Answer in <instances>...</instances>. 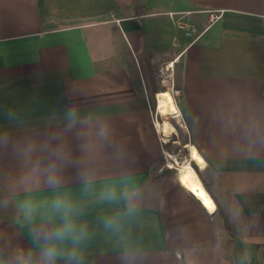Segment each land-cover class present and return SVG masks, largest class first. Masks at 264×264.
<instances>
[{
	"label": "crops",
	"instance_id": "1",
	"mask_svg": "<svg viewBox=\"0 0 264 264\" xmlns=\"http://www.w3.org/2000/svg\"><path fill=\"white\" fill-rule=\"evenodd\" d=\"M167 59L214 213L162 172L144 74ZM57 194L83 264H264V0H0V264H38Z\"/></svg>",
	"mask_w": 264,
	"mask_h": 264
},
{
	"label": "rangeland",
	"instance_id": "2",
	"mask_svg": "<svg viewBox=\"0 0 264 264\" xmlns=\"http://www.w3.org/2000/svg\"><path fill=\"white\" fill-rule=\"evenodd\" d=\"M181 14L180 12L179 15ZM175 26L177 31H181L185 36L182 29L177 24ZM170 62L169 59L165 61L153 60L149 65V74H144L147 94L154 108L155 122L157 124L158 121V129L160 128L159 131L163 134H161L164 141L162 172L168 170L179 179L181 165L189 159L205 185L204 180H206L208 173L205 168H200L192 160L193 149L189 127L178 106V95L181 93V89L175 80L174 65L167 67ZM172 94H174L175 99ZM166 124H169L170 127H167ZM227 220L225 219L224 223L227 224Z\"/></svg>",
	"mask_w": 264,
	"mask_h": 264
},
{
	"label": "clouds",
	"instance_id": "3",
	"mask_svg": "<svg viewBox=\"0 0 264 264\" xmlns=\"http://www.w3.org/2000/svg\"><path fill=\"white\" fill-rule=\"evenodd\" d=\"M92 181L86 180L85 192H89ZM101 200H114L116 190L111 187H101L99 190ZM24 213L29 221L36 220L37 206L26 201L23 205ZM76 203L67 194H57L50 201V211L61 217V222L56 224L50 232L42 231L44 237L39 251L38 264H57L62 259L64 264H83V242L86 239V232L78 227L75 221ZM109 226L112 221L107 222ZM71 241L70 244L67 242ZM19 264H32L31 253L28 257H21Z\"/></svg>",
	"mask_w": 264,
	"mask_h": 264
},
{
	"label": "bare ground",
	"instance_id": "4",
	"mask_svg": "<svg viewBox=\"0 0 264 264\" xmlns=\"http://www.w3.org/2000/svg\"><path fill=\"white\" fill-rule=\"evenodd\" d=\"M172 97L175 99L174 94H172ZM166 126L170 127L169 124H166ZM180 170L179 180L182 185L195 195L210 212L214 213L217 208L216 203L200 179L191 161L189 159L184 161Z\"/></svg>",
	"mask_w": 264,
	"mask_h": 264
},
{
	"label": "built area",
	"instance_id": "5",
	"mask_svg": "<svg viewBox=\"0 0 264 264\" xmlns=\"http://www.w3.org/2000/svg\"><path fill=\"white\" fill-rule=\"evenodd\" d=\"M210 13V21L211 23L219 19L222 15V11H209ZM176 24L182 29L184 32L185 36L190 39V42H193L199 38L201 35L202 31L199 30L197 25L190 20H185L183 18H178L176 20ZM173 62L171 61L168 66H172ZM169 68V67H168ZM179 91V90H178Z\"/></svg>",
	"mask_w": 264,
	"mask_h": 264
}]
</instances>
